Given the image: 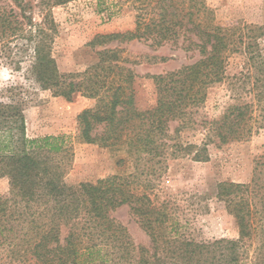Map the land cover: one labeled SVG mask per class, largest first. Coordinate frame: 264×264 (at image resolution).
Returning <instances> with one entry per match:
<instances>
[{"label": "trees", "instance_id": "16d2710c", "mask_svg": "<svg viewBox=\"0 0 264 264\" xmlns=\"http://www.w3.org/2000/svg\"><path fill=\"white\" fill-rule=\"evenodd\" d=\"M71 1L0 0V42L22 43L28 75L40 89L68 101L77 96L96 100L78 115L80 142L126 146L139 158L163 161L175 146L168 142L172 122L178 123L176 133L201 125L202 143L187 149L194 160L207 161L211 143L221 147L264 130V26L221 24L206 0H128L134 27L96 34L88 45L97 60L84 71L62 72L53 51L59 32L53 8ZM134 40L153 48L180 44L198 53L176 70L147 76L154 81L156 103L145 110L136 106L138 75L128 66L134 63L130 54L108 46ZM241 53L235 102L220 118L197 124L196 109L212 86L229 79L232 55ZM15 64L21 69V61ZM72 158L65 135H27L24 100L0 98V179L9 182L8 194L0 195V264L5 247L25 264H261V256L254 261L245 248L258 236L264 246V160L257 162L250 181L217 185L216 199L235 218L239 237L199 241L178 233L167 209L147 193L150 180L117 174L69 184ZM124 205L149 236L148 245L135 244L114 216Z\"/></svg>", "mask_w": 264, "mask_h": 264}, {"label": "rangeland", "instance_id": "374dc122", "mask_svg": "<svg viewBox=\"0 0 264 264\" xmlns=\"http://www.w3.org/2000/svg\"><path fill=\"white\" fill-rule=\"evenodd\" d=\"M206 1L221 24L238 22L264 26V0ZM131 6L128 0H73L54 7L53 15L59 32L54 40L53 51L60 70L81 72L95 62L96 51L88 44L96 34L132 29L135 12ZM36 17L40 19L38 15ZM21 46L22 43H12L8 47L0 42V98L24 100L29 137L66 136L73 152L66 174L69 184L95 182L117 174H138L143 182L150 180L147 193L157 206L167 209L179 234L199 241L239 237L235 218L216 199L217 185L223 181L244 183L251 180L255 165L264 160V130H259L247 140L221 147L211 143L207 161L194 160L187 148L189 144L202 143L204 130L200 124L203 120L220 118L228 105L235 102L237 94L233 84L235 75L243 67L242 53L232 55L228 68L229 79L212 86L205 103L196 109L195 119L200 125H196L197 129H189L188 126L176 133L178 123H171L169 135L173 139L168 142L175 146L168 149L163 161H159V157L153 159L147 155L139 158L131 154L126 146L112 148L80 142L78 115L84 109L94 107L96 100L77 96L68 101L40 89L28 75L29 59ZM108 46L125 48L134 61L128 66L138 75L133 89L136 106L141 110L151 108L156 103V87L148 75L176 70L198 57L197 52H187L180 44L153 48L143 41L134 40L124 43L115 41ZM161 57L171 60L161 62ZM18 61H21V69H16L15 63ZM11 88V92L7 91ZM244 96L252 100V94H248V91H244ZM151 167L152 171L149 170ZM143 170L146 172L142 174ZM8 192V179H0V195ZM114 216L126 226L135 244L150 243L149 236L131 214L128 205L118 208ZM262 244V238L255 237L245 251L254 261L256 256H261V264H264ZM2 263L25 264L21 259L9 256L6 247L2 252Z\"/></svg>", "mask_w": 264, "mask_h": 264}]
</instances>
